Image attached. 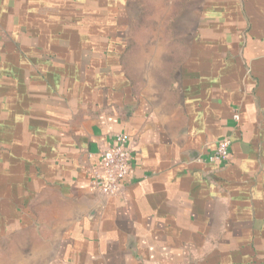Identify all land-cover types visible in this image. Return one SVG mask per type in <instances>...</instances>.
Masks as SVG:
<instances>
[{"label":"crops","instance_id":"1","mask_svg":"<svg viewBox=\"0 0 264 264\" xmlns=\"http://www.w3.org/2000/svg\"><path fill=\"white\" fill-rule=\"evenodd\" d=\"M125 2L0 0V264H264V0H199L176 66L133 73ZM117 132L105 197L85 170Z\"/></svg>","mask_w":264,"mask_h":264},{"label":"rangeland","instance_id":"2","mask_svg":"<svg viewBox=\"0 0 264 264\" xmlns=\"http://www.w3.org/2000/svg\"><path fill=\"white\" fill-rule=\"evenodd\" d=\"M125 4L126 9L119 12V18L125 25L119 27L115 33L119 34L120 38H124L120 46L123 45L129 52L126 64L131 72L135 70L134 61L146 70L153 63V66L159 64L165 67V54L170 51H173L172 58L176 66L181 52L185 51V43L181 42L182 38L184 37L185 40L187 34L191 36L193 33L199 0L189 2L188 0H126ZM183 8H185L184 11ZM151 35L162 37L172 35L175 41L165 42L163 38H160L159 42L151 43L149 42ZM140 38H145L146 42H140ZM153 47H158L163 52L161 58L163 60L149 59V52ZM134 52L138 53L136 59H134ZM144 57L147 58L144 59ZM145 69L141 72L142 74ZM169 80L168 83L172 81L171 87L174 89V78ZM173 97L176 98L175 91ZM6 255L5 249L0 250V258H5Z\"/></svg>","mask_w":264,"mask_h":264},{"label":"built area","instance_id":"3","mask_svg":"<svg viewBox=\"0 0 264 264\" xmlns=\"http://www.w3.org/2000/svg\"><path fill=\"white\" fill-rule=\"evenodd\" d=\"M237 120V115H233ZM230 141L221 139L209 156L211 163H227L230 158ZM97 163L88 166L85 174L89 181V189L105 197L121 195L126 187L131 170V155L128 148V137L122 132L113 135L110 146L97 155Z\"/></svg>","mask_w":264,"mask_h":264}]
</instances>
